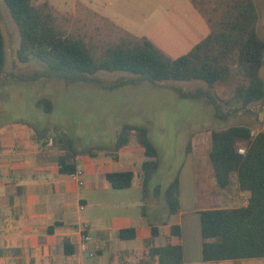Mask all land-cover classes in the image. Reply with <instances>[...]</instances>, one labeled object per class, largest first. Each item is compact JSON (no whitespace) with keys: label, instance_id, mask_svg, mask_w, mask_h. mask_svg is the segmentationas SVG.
<instances>
[{"label":"trees","instance_id":"trees-1","mask_svg":"<svg viewBox=\"0 0 264 264\" xmlns=\"http://www.w3.org/2000/svg\"><path fill=\"white\" fill-rule=\"evenodd\" d=\"M18 27L20 44L18 60L28 62L32 56L46 63L45 71L35 77L53 76L68 82L95 81L107 87H117L149 81L160 84L165 81L201 80L208 89L184 90L174 86L182 96L206 98L215 108L217 118H225L232 112L249 109L258 101L264 102V78L260 71L264 66V38L258 33L259 13L255 0H216L214 10L220 12L217 26L209 34L179 57L173 58L158 48L145 36L122 32L101 44L87 43L85 38L68 32L54 7L47 1L35 4L32 0H3ZM212 21V18L210 19ZM6 42L0 26V77L5 73ZM99 71H123L137 75L104 83L96 77ZM224 87L227 99L213 91ZM229 105L228 111L223 103ZM46 112L54 108L48 97L37 100ZM54 131L58 142L67 141L74 154L94 156L96 148L77 149L66 132L57 126L37 132L38 140ZM138 144L144 153L138 171L133 168L106 173V179L114 188L133 185L135 177L141 178L144 189L142 212L150 215L146 204L149 185L161 165V155L151 139L148 129L142 125L124 124L110 148L118 152L131 143ZM209 160L220 188H228L235 178L239 190L246 192L248 202L242 206L209 208L200 211L204 261L240 260L264 257V129L254 132L248 124H234L211 131ZM61 171L74 174L77 164L60 158ZM160 188L156 189L159 196ZM163 200L169 214L180 211L179 175L168 184ZM161 201V199H160ZM171 236H182L181 226H171ZM159 227L152 225V236L139 255L138 264H186L181 242L154 245ZM136 230L119 231L122 239L133 238ZM66 253L73 248L65 243Z\"/></svg>","mask_w":264,"mask_h":264},{"label":"rangeland","instance_id":"rangeland-1","mask_svg":"<svg viewBox=\"0 0 264 264\" xmlns=\"http://www.w3.org/2000/svg\"><path fill=\"white\" fill-rule=\"evenodd\" d=\"M32 1L35 4L47 1L68 32L82 36L88 44L98 45L117 34L129 32L147 37L173 58L186 54L205 38L212 27L217 26L220 16V12L214 10L216 0ZM255 3L259 13L258 33L264 38V0H255ZM0 26L6 42L5 73L0 77V145L7 152L13 147L21 149L25 137H35L38 131L57 126L67 133L77 149L96 148L93 157L106 162L116 157L113 160L120 169H124L125 162L120 158L123 151L115 152L110 148L124 124L145 126L161 155V165L149 185L148 208L152 204L153 186L160 184L163 187L174 179L187 164V151L193 150L201 136L206 149L200 156L205 154L206 157L201 158L200 165L209 169L212 164L207 138L213 129L234 124H248L255 133L264 129L262 101L221 119L215 116L214 105L206 98L182 97L174 89V86L184 90L208 89L207 83L201 80L160 84L140 80L135 84L107 87L95 81L68 82L48 75L35 77L37 72L45 71L47 65L34 56L28 62L18 60L20 34L3 0H0ZM260 74L264 78V66ZM96 77L104 83H111L121 78H136L137 75L99 71ZM224 89H213L223 101L229 97V93L224 94ZM42 97L53 101L51 112L37 105V100ZM222 103L228 111L229 105ZM49 136L53 140L51 149L68 146L67 141H56V132L52 131ZM132 153L137 158L136 150ZM210 193L217 198V203L214 200L213 204L228 207L241 205L247 195L242 192L240 196L235 183ZM198 197L201 203L202 189H199ZM235 264H264V257L249 258Z\"/></svg>","mask_w":264,"mask_h":264},{"label":"crops","instance_id":"crops-1","mask_svg":"<svg viewBox=\"0 0 264 264\" xmlns=\"http://www.w3.org/2000/svg\"><path fill=\"white\" fill-rule=\"evenodd\" d=\"M49 137L44 139L46 144L37 134L25 137L21 149L13 147L8 152L0 145V264H138L137 258L152 236V225L159 227L154 245L181 242L186 264H235L245 260L203 259L200 211L228 207L212 203L217 198L210 192L220 187L213 167L200 165L205 154L200 155L206 149L203 136L192 151H187V164L178 172L180 211L169 214L165 207L163 195L170 181L163 187L153 186L149 216L142 212L144 189L138 175L133 185L125 188H114L106 179L107 172L139 170L145 157L138 144L133 142L119 150L125 162V168L120 169L116 157L106 162L89 154L74 155L66 147L51 149ZM207 145L210 149L211 134ZM133 150L137 158L132 156ZM61 157L76 163L82 174L75 177L61 171ZM234 183L241 196L243 191L235 178ZM199 189L203 193L201 203ZM245 196L238 206L247 204ZM174 224L181 226L180 238L171 236ZM125 228L135 229V237L120 238L119 231ZM83 233L90 236L86 250L81 249ZM67 241L74 249L72 254L66 253Z\"/></svg>","mask_w":264,"mask_h":264},{"label":"built area","instance_id":"built-area-1","mask_svg":"<svg viewBox=\"0 0 264 264\" xmlns=\"http://www.w3.org/2000/svg\"><path fill=\"white\" fill-rule=\"evenodd\" d=\"M50 144H52L53 140L50 138L48 140ZM82 174V170H77V172L74 173L75 177H79ZM90 239V236L87 233H83L82 235V243H81V249L86 250L87 249V241Z\"/></svg>","mask_w":264,"mask_h":264}]
</instances>
